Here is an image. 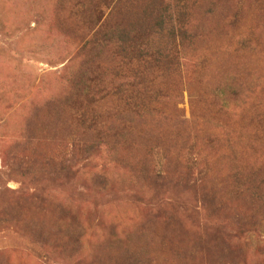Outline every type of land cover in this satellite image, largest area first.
Masks as SVG:
<instances>
[{"label": "rangeland", "instance_id": "374dc122", "mask_svg": "<svg viewBox=\"0 0 264 264\" xmlns=\"http://www.w3.org/2000/svg\"><path fill=\"white\" fill-rule=\"evenodd\" d=\"M163 2L0 0V264H264V0Z\"/></svg>", "mask_w": 264, "mask_h": 264}, {"label": "trees", "instance_id": "16d2710c", "mask_svg": "<svg viewBox=\"0 0 264 264\" xmlns=\"http://www.w3.org/2000/svg\"><path fill=\"white\" fill-rule=\"evenodd\" d=\"M107 2L110 1V0H106ZM158 1V7L155 11V26L157 27L156 28V32L157 34H160L163 32V27L164 25H166V23L168 24H172L171 22H174V18H172V13H171V9H169L168 7H165L164 6V2L163 0H157ZM113 3V0H111V4ZM177 12V7L175 9V13ZM101 26V25H99ZM136 29L132 30L131 32H127V31H124V32H117L118 34V41H117V46L119 47V51L120 53H123L126 54V50H125V42H129L131 37L132 40L131 41H134L135 38H136V32H135ZM154 30V27L152 29V32ZM143 31H139L138 34H141ZM169 33V36L173 39V40H177V36L175 35V31L174 29L173 30H168L167 31ZM114 33H108V35H112ZM184 36V35H182ZM183 38V37H182ZM192 37H189V39L191 40ZM129 49H132L134 50V55L136 54V48H133V47H128ZM138 57L140 59H143L146 57V54H144V50L142 51H139L138 53ZM157 55L159 57L160 53L159 51L157 52ZM136 60V58H135Z\"/></svg>", "mask_w": 264, "mask_h": 264}]
</instances>
